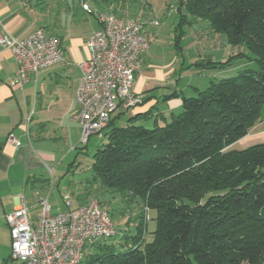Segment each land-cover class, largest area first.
I'll list each match as a JSON object with an SVG mask.
<instances>
[{
    "label": "trees",
    "instance_id": "16d2710c",
    "mask_svg": "<svg viewBox=\"0 0 264 264\" xmlns=\"http://www.w3.org/2000/svg\"><path fill=\"white\" fill-rule=\"evenodd\" d=\"M178 6L182 18L207 21L228 43L245 45L259 69L182 97L181 112L169 119L157 114L152 129L138 124L152 111L127 114L121 124L122 113L112 115L83 200L112 194L145 209L124 251L95 245L85 264H264V143L236 148L264 115V0H179ZM210 64L227 63L196 67ZM145 210L155 212L151 233Z\"/></svg>",
    "mask_w": 264,
    "mask_h": 264
},
{
    "label": "crops",
    "instance_id": "0c3cea01",
    "mask_svg": "<svg viewBox=\"0 0 264 264\" xmlns=\"http://www.w3.org/2000/svg\"><path fill=\"white\" fill-rule=\"evenodd\" d=\"M128 2L122 0L107 6L94 1L96 11H91L94 15L96 12V26L81 34L78 28L72 29L69 24L71 9L68 0H0V26L19 40L43 29L48 35L60 39L64 59L60 64L40 70L36 78L32 77L31 82L20 89L13 84L17 70L14 55L9 49L0 46V219L7 226L5 216L17 208L22 196L31 208L32 217L36 219L40 213L38 198L48 197L52 193V188L49 189L51 178L47 174L49 175V169H54L52 185L55 186V170L69 156V150L60 154L63 148L69 147V124L75 130V135H81V129L73 121V116L78 111L75 94L82 77L78 65L88 59V38L101 28V12H113L125 19L123 14L127 12ZM147 35L150 40L151 34ZM148 55L149 51L142 56V69L134 86L135 93L142 95L144 102L129 111L140 115L158 108L156 113L169 119L173 114L181 112L184 91H178L175 87L171 93L150 101L153 96L149 92L161 87H152L153 84L160 82L162 87L167 88L170 83L164 74H158V79L153 70L144 77L143 69ZM150 67L154 68L153 65ZM196 90L199 88H194L195 92ZM177 94L178 97H170ZM171 99L173 100L170 101ZM129 111L120 106L113 117L123 112L128 114ZM30 115L31 121L28 122ZM10 135L19 140V147L8 143ZM240 142H244V149L264 143V115L262 121L237 143ZM72 166L75 167L76 164ZM77 189L79 193L68 192L63 198L70 196L76 205H81V202L88 199L84 201L86 192L80 191V187ZM63 209L58 205L52 207V214ZM4 264L8 262L4 260Z\"/></svg>",
    "mask_w": 264,
    "mask_h": 264
},
{
    "label": "built area",
    "instance_id": "2783aa9c",
    "mask_svg": "<svg viewBox=\"0 0 264 264\" xmlns=\"http://www.w3.org/2000/svg\"><path fill=\"white\" fill-rule=\"evenodd\" d=\"M82 8L91 11L85 2ZM99 20L101 28L90 35L86 44L88 59L78 65L82 77L75 94L78 111L73 121L81 129L84 145L93 135H102L120 106L129 109L142 103L143 97L135 93L134 86L142 56L150 49L143 23L127 21L108 11L101 12ZM0 46L14 55L17 70L13 84L20 89L40 70L64 60L60 39L43 29L19 40L0 26ZM8 143L20 146L14 135L9 136ZM53 172L49 169L52 184ZM50 197L51 192L48 197L38 198L40 213L36 219L24 196L17 208L5 216L10 229L11 260L20 264H84L89 244L116 235L111 215L97 201L75 205L70 196H65L64 209L53 215Z\"/></svg>",
    "mask_w": 264,
    "mask_h": 264
},
{
    "label": "rangeland",
    "instance_id": "374dc122",
    "mask_svg": "<svg viewBox=\"0 0 264 264\" xmlns=\"http://www.w3.org/2000/svg\"><path fill=\"white\" fill-rule=\"evenodd\" d=\"M68 1L71 9V22L69 20V24L70 26L72 25V29L78 28L77 30L83 34L96 26L94 17L96 12L94 15L92 11H84L82 9L83 0ZM128 1L127 12L123 14L125 19L139 21L145 24L147 38V33L149 35L151 34L148 60L143 69L145 72L144 77L150 74V70H153V74L157 78L158 74H164L170 83L167 88L162 87L163 84L160 82H157V85L153 84L152 87H161L149 92L155 97L150 98V101L159 99L161 95L171 93L175 87L178 88V91L183 90L185 97H192L196 95L194 88H199V90L203 91L209 87L211 81L219 82L224 78L237 76L243 70L257 71L259 69L257 58L245 45L228 43L226 36L216 33L207 21L193 18L188 13H185L186 18L178 15L179 0ZM85 2L90 6L91 10L96 11L93 0H85ZM154 22H158L159 25H152ZM177 45H179V48H177ZM207 60L227 64L223 66L224 68L220 69L212 68L214 65L211 64L208 65V68L203 67L201 70L198 69L199 66L196 67L197 63H204ZM150 65H153L154 68H151ZM162 81H165V79ZM157 109L153 110L154 117L149 120L138 121V124L148 129L154 128L156 120L154 118L157 116ZM132 112L129 111L128 114L131 115ZM120 118H118L117 124L127 121V112H123ZM74 131L69 124V147L63 148L64 150L60 152V154L63 152L66 153L69 150V156L55 170V186L52 184L49 186V189L52 188L50 204L53 208L57 205L64 208V194L68 192L76 194L78 192L77 188L80 187L82 188L80 191H85L86 188L91 186L87 182L90 181L92 184L91 168L94 163V152L98 146L107 142L104 137L106 131L101 136L93 135L86 145L81 141L82 133L79 136L75 135ZM78 132L80 133L79 129ZM244 147V142L237 143V149H244ZM73 164H76V166L73 167ZM47 176L50 178L48 174ZM110 198H112V201H110ZM71 199L73 200L72 197ZM87 199V201L84 200L85 202H81V205L88 204L91 201H97L104 209L108 210L117 233L114 237L101 239L95 244H89L85 250V260L91 256L97 245H115L119 251H124V243L127 240V236H131L135 232L136 225L140 221L136 220V218L142 213L145 206L131 204L123 201L119 196L112 197V194L110 196L105 194L104 197L93 194ZM73 201L76 205L75 200ZM144 212L146 222H148L149 233H151L156 228V222L154 220L155 212H148L146 210ZM149 233L146 235L147 238ZM10 254V229L1 218L0 264H4V260L8 264H20L19 262L11 260ZM194 264L199 263L194 261Z\"/></svg>",
    "mask_w": 264,
    "mask_h": 264
}]
</instances>
